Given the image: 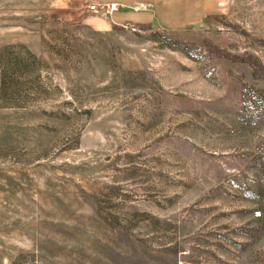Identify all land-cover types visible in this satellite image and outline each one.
I'll return each instance as SVG.
<instances>
[{
    "label": "rangeland",
    "instance_id": "obj_1",
    "mask_svg": "<svg viewBox=\"0 0 264 264\" xmlns=\"http://www.w3.org/2000/svg\"><path fill=\"white\" fill-rule=\"evenodd\" d=\"M0 264H264V0H0Z\"/></svg>",
    "mask_w": 264,
    "mask_h": 264
},
{
    "label": "built area",
    "instance_id": "obj_2",
    "mask_svg": "<svg viewBox=\"0 0 264 264\" xmlns=\"http://www.w3.org/2000/svg\"><path fill=\"white\" fill-rule=\"evenodd\" d=\"M97 8H98V7H96L95 5H92V6L90 7V9H91L92 11H97ZM101 9H106L107 11H115V10H117V7H116V5H114V4H111V5H102V6H101Z\"/></svg>",
    "mask_w": 264,
    "mask_h": 264
},
{
    "label": "trees",
    "instance_id": "obj_3",
    "mask_svg": "<svg viewBox=\"0 0 264 264\" xmlns=\"http://www.w3.org/2000/svg\"><path fill=\"white\" fill-rule=\"evenodd\" d=\"M258 217H260V213H259Z\"/></svg>",
    "mask_w": 264,
    "mask_h": 264
}]
</instances>
